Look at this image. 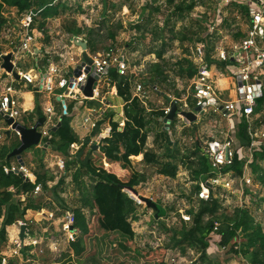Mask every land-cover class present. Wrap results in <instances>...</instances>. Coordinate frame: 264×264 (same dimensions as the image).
I'll return each instance as SVG.
<instances>
[{"label":"rangeland","instance_id":"1","mask_svg":"<svg viewBox=\"0 0 264 264\" xmlns=\"http://www.w3.org/2000/svg\"><path fill=\"white\" fill-rule=\"evenodd\" d=\"M58 3L56 15L46 19L42 30L38 28L42 23L41 19L37 18L33 26L35 53L40 58L47 57L48 65H56L60 70L53 78V91L37 94L33 90L34 85L13 83L11 77L5 76V71L0 69V97L4 86L9 84H13L17 92L14 95L18 104L16 109L21 114L16 121L31 128L42 118L43 123L38 131L50 130L49 135L42 136L39 145L21 154L20 161L28 172L39 171L42 166L50 173L48 176H53L45 191L40 189L31 196L35 204L43 205V209L32 213L31 221H27L28 238L22 241L21 250L15 247V242H21L18 222L6 227L7 240L0 243V256L7 259V264H111L108 262L112 255L109 251H105L108 258L98 263L90 254L76 259L69 248V242L76 240L79 232L74 230L77 233L74 235V231L64 230L63 227L68 223L67 216L75 210L80 209L89 218V210L82 202L87 196H82V190L85 187L88 194L91 182L83 177L82 184H75L72 180L75 165L66 169V164L73 162V156L84 139L92 135L94 128L86 124L84 119L88 117L95 125L100 124L99 136L91 137L89 145L97 151L99 138L107 136L111 122H117L122 129L125 103L117 96L116 89L110 87L107 79L100 82L99 96H94V99L83 98V94L68 92L66 88L60 89L57 84L60 77L69 76L84 62V54L93 60H99L111 50L113 62L120 59L127 64L125 78L130 81L131 94L139 96L144 108L143 116L148 121L145 129L146 148L154 150L162 159L164 141L159 139L155 142L156 137L161 132L170 131L173 144L171 150L175 155L174 163L177 164L176 176L170 179L158 175L155 165L142 162V155H139V159L132 156L128 158L131 169L144 177L134 192L157 203L165 211L164 216L156 219L155 212L146 208L138 196L132 191H124L137 205V219L131 222L135 237L129 245L131 253L128 257L162 259L166 264H200L199 254L195 250L185 244L177 245L175 240H178L176 233L188 232L192 227L201 201L198 188L200 190L204 182L209 183L212 188V197L207 201H216L217 211L213 217L215 224L233 218L239 210L247 209L253 224L258 223L264 232V160L256 161L255 165L259 168L257 172L250 165L246 166V160H251V157L253 160L257 148L264 146V102L258 105L255 101L253 105L252 126L246 131L248 141L237 137L239 123L235 116L240 114L239 104L230 115L222 114L212 106L194 113L197 102L194 84L200 68H206L209 72L213 97L220 104L229 106L237 102V85L232 73L246 66L240 63L242 53L239 46L247 35L250 23L248 15L240 9L244 1L173 0L169 4L167 0H62ZM180 4L183 5L181 13L175 9ZM190 4L193 7L187 9ZM62 6L66 9L63 10ZM1 14L12 24H17L21 18L15 8L7 6H3ZM77 28L82 29L81 34L73 35L68 32V29ZM88 30H91L93 48L86 46ZM110 33L114 35L113 39L109 37ZM0 47L2 56L11 55L18 71L28 72L32 68L33 59L30 54L14 53L13 47L2 41ZM14 47L17 48V45ZM198 48L203 56L197 55ZM158 52L162 53L161 59L157 58ZM153 64L162 66L163 78L159 83L148 84L155 77L151 72ZM191 70L195 75L188 78L187 73ZM31 75L35 79L33 72ZM251 76L253 80L261 81L263 96L264 66L253 71ZM219 79L221 82L217 84ZM136 85L142 87L141 93L136 91ZM71 87L69 91L72 90ZM28 90L33 95V99H30L33 106L26 105L24 93L29 92ZM57 97H61L67 106H72L74 111L70 126L77 143L69 147L70 157L63 152L53 151L50 145L52 133L60 122L59 115H64L62 102L59 103L57 100L60 99L56 100ZM165 97H169L178 108L170 123V130L164 128L166 122L163 119L167 115L162 118L152 115L160 111L170 113V103ZM48 108L51 110L50 114L47 113ZM181 112H192L197 118L194 122H189L178 115ZM17 140L18 134L0 117V147ZM214 140L220 143L231 142L232 151L236 148L235 142H238L242 164L240 176L235 171H230L222 174L217 184H212L214 174L194 177V172L201 167L197 156H193L196 146L201 148L202 155L206 144ZM251 144L255 148L253 151L249 148ZM95 162L99 164L97 157ZM9 165L18 168L22 164L20 162L18 165L16 158H11ZM206 165L208 166V161ZM24 199L25 196H22L13 200ZM30 213L28 211L26 216ZM210 218L211 215H205L202 222L205 223ZM208 240L213 243V238ZM236 242L241 243L240 240ZM215 250L220 263L226 264L223 260L228 256V249L219 247Z\"/></svg>","mask_w":264,"mask_h":264},{"label":"trees","instance_id":"2","mask_svg":"<svg viewBox=\"0 0 264 264\" xmlns=\"http://www.w3.org/2000/svg\"><path fill=\"white\" fill-rule=\"evenodd\" d=\"M52 1L0 0V31L6 23V19L1 14L3 6L15 8L21 15L31 8L41 10L38 19H41L42 23L38 28L42 30L46 19L55 16L57 13L59 4L50 6L49 4ZM167 2L171 4L173 0H167ZM182 6L180 4L175 9L181 13ZM62 7L63 10L66 9L64 6ZM192 7L193 5L190 4L187 9ZM240 9L242 13L248 15L247 6L242 4ZM68 32L79 35L82 33V29H68ZM90 36L91 30H88L86 46L93 48ZM109 37L113 39L114 35L110 33ZM161 57L162 53L158 52L157 58L161 59ZM47 62V57L41 58L40 65L43 70L48 66ZM1 64L2 60L0 58ZM180 71L183 72L182 69ZM151 72L155 77L151 78L148 84L159 83L160 79L163 78L162 66L153 64ZM194 75L195 72L192 70L187 73L188 78H192ZM107 81L110 87L116 89L117 96L125 103L123 109L125 122L122 129L117 122H111L107 136L99 138L97 151L89 147L91 137L99 136L100 124L95 125L92 135L84 139L82 146L73 156V162L71 164L67 162L66 164V169H69L73 164L75 165L72 174V180L75 184H82L81 178L83 177H87L91 182L88 194L86 193L88 189L84 187L82 190L84 191L82 196H87L82 202L84 207L89 210V218L80 209L72 212L74 215L72 228L79 232V236L69 243V248L78 260L90 254L96 259V262H104L108 258L105 251H109L112 255L108 258V262L111 264H166L162 259L151 260V258L146 257L141 259L133 256L128 257V254L131 253L129 245L135 237L131 222L137 219V205L124 191L135 189L144 179L140 173L131 169V163L128 160L130 156L139 159V155H142V162L147 165H155L158 175L170 179L175 178L177 164L174 163L175 155L171 150L173 144L170 140V131L157 134L155 142L159 139L164 141V157L160 159L154 150L146 148L147 132H145V129L148 121H145V116H143L144 108L140 100L131 94L130 81L125 77H120L116 69H111L108 72ZM263 102L264 95L256 100L258 105ZM66 113V115H59L62 118L59 126L52 133L50 145L53 151L63 152L65 156L70 157L69 147L77 143V138L70 126L71 119L74 116L72 106L66 105ZM38 115L41 116L40 113ZM152 115L157 118L165 116L162 111ZM238 127L237 137L242 141H248L245 121L242 120ZM19 145L20 142L17 140L8 146L3 145L0 147V243L7 240L6 227L12 226L18 221H23L27 211L38 212L43 209V205L35 204L31 196L38 186L45 191L48 183L53 180V176H48L50 173L44 170L42 166L39 171H30L34 176L33 183L23 179L20 174L4 173L3 167L9 166L11 162V158H8L9 154ZM235 145L232 165L225 170H233L240 176L242 173L240 147H238V142H235ZM193 156H197V161L201 165L200 169L194 172V177L199 178L202 175L207 177L209 173V168L206 165L207 157L204 154L201 155L200 147L196 146ZM96 157L99 164L95 162ZM263 160L264 146L253 154L250 166L254 172L259 170L255 165L256 161ZM22 196H25L24 200H13L15 197ZM216 211V201L201 200L192 227L188 232L176 233L178 240L175 241L177 245L185 244L195 250L196 254H199L200 264H212L207 257V251L208 239L214 236L216 240L214 244H217L221 249H228L226 260L241 255L249 264H264V232L258 224H253L249 211L247 209L237 211L233 218L219 222L218 228L214 230L216 221L213 217ZM205 215H211L212 218L203 223L202 218ZM238 240L241 241L240 244H236Z\"/></svg>","mask_w":264,"mask_h":264},{"label":"built area","instance_id":"3","mask_svg":"<svg viewBox=\"0 0 264 264\" xmlns=\"http://www.w3.org/2000/svg\"><path fill=\"white\" fill-rule=\"evenodd\" d=\"M60 1L62 0H53L49 5L54 6L53 4H59L58 2ZM243 1L245 3V6H247L248 8V18L250 23L247 35L242 40L239 46V50L242 53L241 61L239 59L237 60L238 62L240 61L242 65L246 64V66L236 69L232 73L237 85V102L235 105L231 104L229 106L220 104L213 97L212 87L210 85L211 77L209 76V72L206 68H200L197 71V81L194 84V92L197 99L194 107V113H199L206 107L212 106L216 108L220 113H226L227 115H230L234 108H236L237 104H239L240 114L238 116H235V118L237 119V123H240L242 120L245 121L247 131V129H250V127L252 126L254 116L253 105L257 99L262 97V83L258 79L253 80L251 75L253 71L264 66V0ZM40 11L41 10H36L34 8L27 10L21 15V18L18 20L17 24H12L10 20H7L4 17L6 19V23L0 31V42H5V44H8L9 47H13L14 53L22 52L23 54H30L33 59L32 68L28 72L18 71L16 64L12 61L13 58L11 59L14 71L20 77L19 79H17L18 81L11 74L4 72V75L8 77L10 76L13 83L22 82L27 86L34 85L33 90L37 94L52 92L54 88L53 78L57 73H60V70L56 65H48L45 70H43L42 66L40 65V55L35 53V35L33 26L36 19L38 18ZM15 45H17V48L14 47ZM197 55L203 56L200 48L197 49ZM0 58H2L1 52ZM79 66H82L81 74L79 76H75L73 71V73L69 76L63 75L62 77H60L57 84L60 89L66 88L68 92L82 94L87 78L90 75H93L95 83L92 88V98L89 99H94V96H99V84L103 79H107L108 72L111 69H116L120 77H126L125 75L127 73L128 67L127 64H125V62L120 59L114 60L113 62L112 50L106 52V54L99 60L92 59V63L89 66L85 63V61L82 62ZM85 68H88L87 73L84 72ZM31 72L34 73L33 76H35V79L32 78ZM71 86H73V88L71 91H69V88ZM150 87H152V85ZM155 88L156 86L154 87V89ZM136 91L141 93L143 91L142 87L140 85H136ZM16 94L17 92L14 90L13 84L4 86L3 93L0 97V117L3 118L5 122L7 119H13L14 121H16L17 117L21 114V112L16 109V106H18L17 101L14 97V95L16 96ZM136 97L138 98L139 96L137 95ZM56 100L59 103L62 102L64 115H66L67 113L65 101L61 100V97H57ZM47 113H51V110L49 108L47 109ZM166 115H168V112H165V116ZM178 115L182 117L180 113ZM84 122L86 124H89L91 128L95 127V124L91 120V118L86 117L84 119ZM170 123L171 122H168L167 124L165 123L164 128L169 130ZM49 133L50 130H45L42 132V136H47L49 135ZM230 143L231 142L220 143L214 140L206 144L204 155L207 157L209 173L215 175V177L212 178V184H217L222 174H228L230 171H233L225 170L227 168H230V166L232 165L233 157L235 154V150L232 151V149L230 148ZM249 148H251L252 151L255 149L252 144ZM256 151H259V148H257ZM20 162L22 165L18 166V168L11 167L10 165L4 166V173L20 174L23 179L33 183L34 180L30 179V171L28 172L22 161L17 160L18 165L20 164ZM251 163L252 157L251 160H246V166L251 165ZM247 182L250 183L249 180ZM227 187H229V184L227 185ZM39 190L40 187L38 186L35 189L34 193H37ZM211 191L212 188L210 187L209 183H202L198 192L199 199L207 201V199H209L212 195ZM50 218H52V215H50ZM67 221L68 223L63 227L64 230L69 229L70 231H74V229L72 228L74 215H68ZM21 226H25L26 229L27 224L18 221V227L20 228ZM214 226V230H216L218 228V224H215ZM76 234L77 233L74 231V235ZM72 241H74V239ZM21 244L22 242L19 241L15 243V247L17 249H20ZM14 254L16 255L17 253L14 251ZM0 264H7V259L4 256L1 257Z\"/></svg>","mask_w":264,"mask_h":264},{"label":"water","instance_id":"4","mask_svg":"<svg viewBox=\"0 0 264 264\" xmlns=\"http://www.w3.org/2000/svg\"><path fill=\"white\" fill-rule=\"evenodd\" d=\"M85 47V46H84ZM2 64L0 65V68L3 69L6 73L11 74L14 78L19 79V75L14 71L13 64L11 62V55L2 56ZM84 61L89 66L92 63V59L89 58L86 54H84ZM83 66V65H82ZM78 66L74 70V75L79 76L81 74V67ZM85 73L88 72V68H85ZM95 79L93 75H90L86 82L85 87L83 89V96L87 98H92V88L94 86ZM166 101L170 103V113L165 117L164 122L168 123L171 122L177 112V106L174 102L171 101L169 97H165ZM180 115L188 120L189 122H194L197 118V116L192 112H181ZM62 117H60L61 120ZM7 124L10 126L12 131H15L19 136L20 145L18 148H15L11 151L8 158H16L17 160H20L21 154L32 147H35L39 145L40 140L42 138V132H39L38 129L42 126L43 119H39L38 122L31 128H26L25 126L21 125L20 123L14 121L13 119H7ZM132 191L136 196H138L134 189L129 190ZM138 199L142 201L146 208L152 209L155 212V218L158 219L162 216H164V210L163 208L158 205L155 202H152L150 199L142 198L138 196ZM20 240L23 241L25 237V226L20 227Z\"/></svg>","mask_w":264,"mask_h":264},{"label":"crops","instance_id":"5","mask_svg":"<svg viewBox=\"0 0 264 264\" xmlns=\"http://www.w3.org/2000/svg\"><path fill=\"white\" fill-rule=\"evenodd\" d=\"M220 82H221V80L219 79L218 80V82H217V84H220ZM221 89H222V87H221ZM23 95L21 94V97H22ZM24 96L26 97L25 99H27L26 101V105L27 106H33V103L32 102H30V99H33V95L30 93V91L29 92H25L24 93ZM20 142V141H19ZM24 164V163H23ZM30 174V179L31 180H34V176L31 174V173H29ZM42 210V209H41ZM40 210V211H41ZM28 212V211H27ZM26 212V213H27ZM29 212H31L28 216H26L25 215V217H24V220H23V222L25 223V224H27V221H29L30 220V217H31V215H32V213H34V212H37V211H29ZM31 221V220H30ZM21 222V221H20ZM31 224H33V222H31ZM13 226H14V224H13ZM28 226V225H27ZM27 228V227H26ZM26 231H25V237H24V240L23 241H25L28 237H27V233L26 232H28V230L27 229H25ZM212 238H213V243H211L212 241H208V242H210L209 244H208V251H207V257H209V259H210V261H212V263L213 264H224V263H220V261H219V255L216 253L217 251L215 250L216 248H219L218 246H217V244H214V242L216 241L214 238V236L212 237L211 236V240H212ZM18 242V241H17ZM17 242H15V243H17ZM22 242V241H21ZM216 243V242H215ZM2 256V255H1ZM1 256H0V258H1ZM3 257V256H2ZM234 259H230V260H226V259H224L223 261L224 262H226V264H248L247 262H246V260H244L243 258H241V257H239V255L238 256H236V257H233Z\"/></svg>","mask_w":264,"mask_h":264},{"label":"bare ground","instance_id":"6","mask_svg":"<svg viewBox=\"0 0 264 264\" xmlns=\"http://www.w3.org/2000/svg\"><path fill=\"white\" fill-rule=\"evenodd\" d=\"M71 88H73V86Z\"/></svg>","mask_w":264,"mask_h":264}]
</instances>
